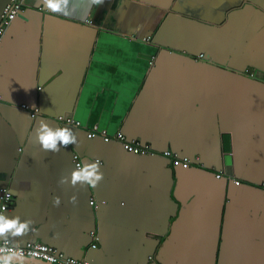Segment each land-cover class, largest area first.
I'll return each instance as SVG.
<instances>
[{
  "label": "crops",
  "instance_id": "0c3cea01",
  "mask_svg": "<svg viewBox=\"0 0 264 264\" xmlns=\"http://www.w3.org/2000/svg\"><path fill=\"white\" fill-rule=\"evenodd\" d=\"M21 7L0 43V186L12 194L5 219L31 223L0 238L93 264H264V0ZM41 122L72 129L79 146L43 150ZM93 125L201 162L126 152L87 137ZM72 150L98 164L96 188L72 186Z\"/></svg>",
  "mask_w": 264,
  "mask_h": 264
},
{
  "label": "built area",
  "instance_id": "2783aa9c",
  "mask_svg": "<svg viewBox=\"0 0 264 264\" xmlns=\"http://www.w3.org/2000/svg\"><path fill=\"white\" fill-rule=\"evenodd\" d=\"M24 0H8L0 12V43L2 37L4 36L8 26L11 21L18 15L23 5ZM202 54L197 55L196 60H199ZM252 76V74H249ZM22 109L29 112L31 117H34L35 113L38 112V108L33 105H20ZM54 120L61 122L66 125L80 127V122L71 116H64L57 114L54 116ZM86 135L89 138H94L99 136L103 142H109L115 140L120 143L121 148L126 151L136 155H146V154H159L169 160L172 167H182L187 168L190 166L191 162L187 156H178L175 152L169 149H165L161 152H156L151 149L149 144L140 145L137 140H127L125 135L119 130L113 134H109L106 129H100L96 125H93L90 129H86ZM71 160L73 163L74 171L82 168V163L80 157L77 153L73 152L71 155ZM218 178L220 175L215 174ZM238 184V180L234 181ZM264 185V183H263ZM12 194L7 187L0 186V216L4 217L5 211L9 207ZM88 203L92 207H96V200L92 197L89 199ZM95 240L97 238H94ZM96 243H91V247H95ZM0 255H11L19 258L34 259L46 264H90L89 261L83 258H74L65 256L61 251L56 249L45 242L32 240L27 241L21 245L12 244L7 239L0 238ZM149 261H153V257L149 256ZM10 264H35L27 261H10Z\"/></svg>",
  "mask_w": 264,
  "mask_h": 264
},
{
  "label": "clouds",
  "instance_id": "9594fccd",
  "mask_svg": "<svg viewBox=\"0 0 264 264\" xmlns=\"http://www.w3.org/2000/svg\"><path fill=\"white\" fill-rule=\"evenodd\" d=\"M68 0H43L45 7L52 12H66ZM93 3L101 5L104 0H92ZM36 138L38 143L41 145L43 150L50 151L57 154L61 151L62 147H67L68 145L79 146V141L77 135L70 128H53L47 123L41 122L36 131ZM103 181V173L100 171L98 164H85L83 168L76 170L72 173L71 184L76 186L78 183L81 186L90 185L92 188H96L100 182ZM61 183H66L67 179L64 178L60 181ZM73 203H75V197L72 198ZM60 203L57 197L54 204L58 206ZM30 221H25L20 223L19 218H14L11 220L5 219V217L0 216V235H4L10 230H15L14 235L19 236L26 232ZM12 256H5L0 258V264H10Z\"/></svg>",
  "mask_w": 264,
  "mask_h": 264
},
{
  "label": "water",
  "instance_id": "95a60500",
  "mask_svg": "<svg viewBox=\"0 0 264 264\" xmlns=\"http://www.w3.org/2000/svg\"><path fill=\"white\" fill-rule=\"evenodd\" d=\"M4 6V5H3ZM199 54H202V57L199 59V60H201V59H203V58H205V55H204V53H199ZM198 54V55H199ZM199 60H197V61H199ZM154 63V62H153ZM56 121V120H55ZM121 132L125 135V137H126V139L127 140H137L139 143H140V145H145V144H149L150 145V147H151V149L152 150H154V151H156V152H161V151H163V150H165V149H157V148H155V147H153L150 143H148V142H146V141H142L141 139H139L138 137H135V136H129V135H126V133H125V131H123V130H121ZM85 133H86V131H85ZM98 138H100L99 136H97ZM101 139V138H100ZM110 142H116L117 144H119L120 145V143L119 142H117V141H115V140H111ZM121 146V145H120ZM167 149V148H166ZM169 150H171L172 152H175L178 156H187L188 158H189V160H190V162L191 163H193V164H197V163H200L201 161H200V157H198V159L196 160V159H194V156H190V155H188V154H183V153H179L177 150H174V149H169ZM73 152H75V153H77L78 155H79V157H80V160H81V158H82V156H81V154L79 153V152H77L76 150H72V152L71 153H73ZM72 155V154H71ZM146 155H150V156H157V155H159V154H146ZM140 156V155H139ZM141 156H144V155H141ZM161 156V155H160ZM163 157V156H162ZM95 161H97V162H100V160L99 159H94ZM81 163H82V161H81ZM83 167V166H82ZM175 168V167H174ZM2 187H5V186H2ZM96 200V207H98L100 204H103V203H101L98 199H95ZM90 205V204H89ZM91 206V205H90ZM96 207H93V208H96ZM43 242V241H42ZM59 250V249H58ZM60 251V250H59ZM62 252V251H61ZM63 253V252H62ZM64 254V253H63ZM5 256H7V255H0V258H3V257H5ZM85 260H87V261H89V259H87V258H84ZM28 260H31V261H35L34 259H28ZM11 261H22V262H24L23 261V259L22 258H19V257H12V260ZM148 261V260H147ZM90 262V264H93V263H91V261H89ZM153 263V262H152Z\"/></svg>",
  "mask_w": 264,
  "mask_h": 264
},
{
  "label": "rangeland",
  "instance_id": "374dc122",
  "mask_svg": "<svg viewBox=\"0 0 264 264\" xmlns=\"http://www.w3.org/2000/svg\"><path fill=\"white\" fill-rule=\"evenodd\" d=\"M100 129H103L104 127L99 126Z\"/></svg>",
  "mask_w": 264,
  "mask_h": 264
},
{
  "label": "bare ground",
  "instance_id": "6f19581e",
  "mask_svg": "<svg viewBox=\"0 0 264 264\" xmlns=\"http://www.w3.org/2000/svg\"><path fill=\"white\" fill-rule=\"evenodd\" d=\"M12 257H16V256H12Z\"/></svg>",
  "mask_w": 264,
  "mask_h": 264
}]
</instances>
